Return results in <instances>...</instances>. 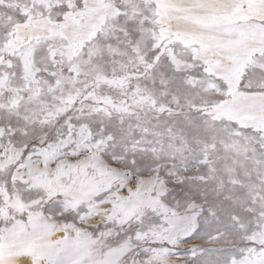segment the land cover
<instances>
[{
	"label": "snow or ice",
	"instance_id": "obj_1",
	"mask_svg": "<svg viewBox=\"0 0 264 264\" xmlns=\"http://www.w3.org/2000/svg\"><path fill=\"white\" fill-rule=\"evenodd\" d=\"M0 264H264V0H0Z\"/></svg>",
	"mask_w": 264,
	"mask_h": 264
}]
</instances>
